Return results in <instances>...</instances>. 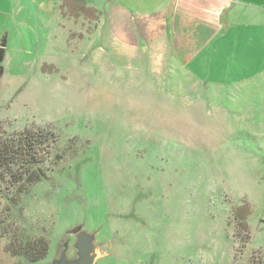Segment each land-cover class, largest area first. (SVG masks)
Masks as SVG:
<instances>
[{
	"label": "rangeland",
	"instance_id": "1",
	"mask_svg": "<svg viewBox=\"0 0 264 264\" xmlns=\"http://www.w3.org/2000/svg\"><path fill=\"white\" fill-rule=\"evenodd\" d=\"M2 26L0 132L58 138L47 176L3 192L0 264H29L5 248L21 232L48 241V263L77 222L109 243L94 264H248L255 251L264 264L263 85L238 90L217 64L208 78L204 52L184 67L165 39L115 41L106 24Z\"/></svg>",
	"mask_w": 264,
	"mask_h": 264
},
{
	"label": "crops",
	"instance_id": "2",
	"mask_svg": "<svg viewBox=\"0 0 264 264\" xmlns=\"http://www.w3.org/2000/svg\"><path fill=\"white\" fill-rule=\"evenodd\" d=\"M0 17L18 33L106 24L115 41L130 32L139 43L165 39L172 59L184 67L204 52L211 64L208 78L217 64L238 90L264 86V0H0ZM135 26L143 29L134 34L129 28ZM232 79L218 84L231 85Z\"/></svg>",
	"mask_w": 264,
	"mask_h": 264
},
{
	"label": "trees",
	"instance_id": "3",
	"mask_svg": "<svg viewBox=\"0 0 264 264\" xmlns=\"http://www.w3.org/2000/svg\"><path fill=\"white\" fill-rule=\"evenodd\" d=\"M6 53V37L0 39V77L3 73L2 62ZM57 135L53 129L29 127L8 134L0 132V199L7 198L4 190L17 185V192L23 193L28 187L47 176V162L49 153L55 146ZM60 158L59 155H56ZM2 184L4 187H1ZM11 200V199H10ZM246 213L235 212L236 228L233 238L240 249L246 247L250 241V233L246 224ZM3 231L0 229V237ZM6 250L18 257L19 262L29 264L42 263L47 255L49 243L45 238H28L23 232L18 238L16 234L10 236ZM248 264H263L259 252H252Z\"/></svg>",
	"mask_w": 264,
	"mask_h": 264
},
{
	"label": "water",
	"instance_id": "4",
	"mask_svg": "<svg viewBox=\"0 0 264 264\" xmlns=\"http://www.w3.org/2000/svg\"><path fill=\"white\" fill-rule=\"evenodd\" d=\"M98 230L87 231L84 222L69 226L56 246L55 256L45 264H94L109 243L97 242Z\"/></svg>",
	"mask_w": 264,
	"mask_h": 264
}]
</instances>
